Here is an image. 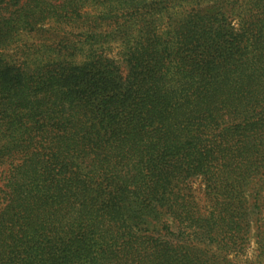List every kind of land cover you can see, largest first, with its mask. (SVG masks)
<instances>
[{
	"label": "trees",
	"instance_id": "obj_1",
	"mask_svg": "<svg viewBox=\"0 0 264 264\" xmlns=\"http://www.w3.org/2000/svg\"><path fill=\"white\" fill-rule=\"evenodd\" d=\"M0 264H264V0H0Z\"/></svg>",
	"mask_w": 264,
	"mask_h": 264
},
{
	"label": "rangeland",
	"instance_id": "obj_2",
	"mask_svg": "<svg viewBox=\"0 0 264 264\" xmlns=\"http://www.w3.org/2000/svg\"><path fill=\"white\" fill-rule=\"evenodd\" d=\"M111 46H112V48L109 51V53H110V56H113L117 52H119V49H118L116 44H113ZM254 249H255V245L252 243L251 246H250L249 252H248V254H250V255L246 256V258H250V257L254 256V253H253V252H255Z\"/></svg>",
	"mask_w": 264,
	"mask_h": 264
}]
</instances>
